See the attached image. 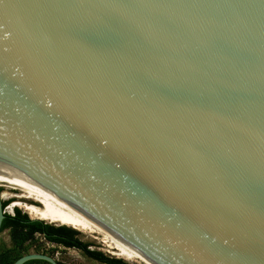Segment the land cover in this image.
I'll return each mask as SVG.
<instances>
[{
  "label": "water",
  "instance_id": "1",
  "mask_svg": "<svg viewBox=\"0 0 264 264\" xmlns=\"http://www.w3.org/2000/svg\"><path fill=\"white\" fill-rule=\"evenodd\" d=\"M0 185L152 264H264V0H2Z\"/></svg>",
  "mask_w": 264,
  "mask_h": 264
},
{
  "label": "bare ground",
  "instance_id": "2",
  "mask_svg": "<svg viewBox=\"0 0 264 264\" xmlns=\"http://www.w3.org/2000/svg\"><path fill=\"white\" fill-rule=\"evenodd\" d=\"M0 186L19 192L18 195H8L1 192V198L7 199L9 197H14L19 200V202H15L14 205L20 207L30 218L68 226L85 234H94L101 238V242L105 244L110 254L120 257L128 262L152 264L97 223L91 221L83 214L55 198L38 190L29 188H16L5 185ZM20 200H23L22 202H33L38 206L30 205L28 203H20Z\"/></svg>",
  "mask_w": 264,
  "mask_h": 264
},
{
  "label": "trees",
  "instance_id": "3",
  "mask_svg": "<svg viewBox=\"0 0 264 264\" xmlns=\"http://www.w3.org/2000/svg\"><path fill=\"white\" fill-rule=\"evenodd\" d=\"M15 212L14 217L7 215V219L4 220L1 225L0 232L6 228H11L14 237L19 239V245L22 247L23 254L29 252L33 244H30V242L33 240L34 236L38 234L50 243L61 245L65 248H76L82 251L86 256L96 259L99 262L106 264H126L119 259L109 258L100 252L90 250L89 245L81 242L78 238V233L72 228L64 225L48 224L40 220H30L27 215L23 214L18 209H16ZM27 242L29 243L26 244ZM31 263L48 264L43 261H30L25 264ZM8 264H11V260Z\"/></svg>",
  "mask_w": 264,
  "mask_h": 264
},
{
  "label": "rangeland",
  "instance_id": "4",
  "mask_svg": "<svg viewBox=\"0 0 264 264\" xmlns=\"http://www.w3.org/2000/svg\"><path fill=\"white\" fill-rule=\"evenodd\" d=\"M2 188V192L8 194V195H18L19 192L16 190H12V189H7L4 186H1ZM6 189V190H5ZM10 190V191H9ZM9 191V192H8ZM8 192V193H7ZM7 200H14L15 202H19V200H17L14 197H9V199ZM23 200H20V203ZM22 203H28L30 205H36L37 204H33L30 202H22ZM12 204V203H11ZM18 210H20L23 214L27 215V213H25L20 207H16ZM9 213L11 214V210H9ZM27 217L31 220L32 218H30L28 215ZM43 221V220H42ZM46 223H48L47 221H44ZM50 224H54V225H59L57 223H50ZM68 227V226H67ZM70 228V227H69ZM75 230V229H74ZM78 233V238L81 242L86 243L89 245V249L93 250L95 252H100L101 254H103L104 256H108V257H112L115 259H119L123 262H125L126 264H143L141 262H128L120 257H117L115 255H112L109 253L108 248L105 246L104 243L101 242V238L94 235V234H85L82 233L78 230H75ZM0 240H6L8 241V233L7 231H4L1 235H0ZM33 242L37 243L39 246V249L43 250L44 252H48L50 255H52V257L54 259H56L59 262H64L67 264H103L97 261H94L90 258H88L87 256H85V254L76 249V248H65L61 245H57L54 243H50L48 241H46L41 235L36 234L33 238Z\"/></svg>",
  "mask_w": 264,
  "mask_h": 264
},
{
  "label": "flooded vegetation",
  "instance_id": "5",
  "mask_svg": "<svg viewBox=\"0 0 264 264\" xmlns=\"http://www.w3.org/2000/svg\"><path fill=\"white\" fill-rule=\"evenodd\" d=\"M1 192H2V188L0 186V196H1ZM7 199H9V198H7ZM7 199L1 198L2 207H3L4 215H5V218L3 219V221L7 219V215L14 217V215L16 213L15 210L17 209L16 208L17 206L14 205L15 201L14 200H7ZM9 210H11V214L9 213ZM3 221H2V223H3ZM4 231H7V233H8V241L0 240V264H8V262L10 260H11V264H13L18 258H20L24 255H27V254H44V255H48V256L52 257V255H50L48 252H44L43 250L39 249L38 244L33 242V240L30 242V244H32V243L33 244L31 245L29 252H27L26 254H23L22 247L19 245V239L14 237V235L12 234V229L6 228L2 232H0V235ZM28 243L29 242H27L26 244H28ZM88 258H90L94 261H97L96 259H93L91 257H88ZM109 258H112V257H109ZM35 261H40V260H35ZM57 262H58V264L59 263L67 264L64 262H59V261H57ZM97 262H99V261H97ZM100 263H102V262H100ZM31 264H39V263H31ZM103 264H106V263H103Z\"/></svg>",
  "mask_w": 264,
  "mask_h": 264
},
{
  "label": "snow or ice",
  "instance_id": "6",
  "mask_svg": "<svg viewBox=\"0 0 264 264\" xmlns=\"http://www.w3.org/2000/svg\"><path fill=\"white\" fill-rule=\"evenodd\" d=\"M0 2H2V0H0Z\"/></svg>",
  "mask_w": 264,
  "mask_h": 264
}]
</instances>
